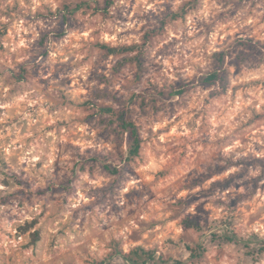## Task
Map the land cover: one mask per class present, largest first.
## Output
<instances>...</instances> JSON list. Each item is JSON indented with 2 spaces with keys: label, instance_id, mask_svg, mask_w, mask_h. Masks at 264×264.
Listing matches in <instances>:
<instances>
[{
  "label": "rangeland",
  "instance_id": "rangeland-1",
  "mask_svg": "<svg viewBox=\"0 0 264 264\" xmlns=\"http://www.w3.org/2000/svg\"><path fill=\"white\" fill-rule=\"evenodd\" d=\"M105 2L0 0V264H264V0Z\"/></svg>",
  "mask_w": 264,
  "mask_h": 264
},
{
  "label": "trees",
  "instance_id": "trees-1",
  "mask_svg": "<svg viewBox=\"0 0 264 264\" xmlns=\"http://www.w3.org/2000/svg\"><path fill=\"white\" fill-rule=\"evenodd\" d=\"M112 5V0H106L105 8H109ZM248 44H252V41H247ZM256 46V44H253ZM106 54H114V53H123L126 51L125 49H118V48H111L106 45L100 46ZM226 55L220 54L219 55V63L220 66L216 71H213L206 76H203L201 82L204 84H215L218 83L222 85V81L224 78V68L223 63L225 61ZM181 94V93H178ZM96 113L99 116L104 117L110 124H114L117 130L124 136L126 142V159L132 160L133 158L139 155L142 138L139 132V129L134 121L132 110L127 105H122L120 107H113V106H100L96 107ZM102 168L109 172L110 174H116L117 169L112 167L111 164L102 163ZM195 224V223H193ZM192 225V222H190ZM193 226V225H192ZM198 226V225H197ZM194 226V228H198ZM236 238L234 234L231 233L230 236H225V239L228 241H232ZM264 242V241H263ZM264 251V243L260 248V252ZM191 255L193 257L197 256L198 252L195 250H191ZM200 253V252H199ZM134 257H127L126 262L129 264H155V253L153 251H146L144 249L138 248L133 252Z\"/></svg>",
  "mask_w": 264,
  "mask_h": 264
}]
</instances>
